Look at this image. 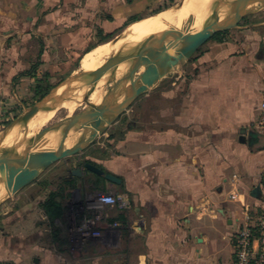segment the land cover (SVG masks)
<instances>
[{
    "label": "crops",
    "instance_id": "crops-1",
    "mask_svg": "<svg viewBox=\"0 0 264 264\" xmlns=\"http://www.w3.org/2000/svg\"><path fill=\"white\" fill-rule=\"evenodd\" d=\"M160 2L0 0V124L36 80L33 66L101 45L100 35ZM244 20L172 68L87 151L110 155L101 169L118 182H76L55 225L44 198L0 206V264H233L243 206L264 213V135L253 128L264 102V6ZM116 192V204L89 208Z\"/></svg>",
    "mask_w": 264,
    "mask_h": 264
},
{
    "label": "bare ground",
    "instance_id": "bare-ground-1",
    "mask_svg": "<svg viewBox=\"0 0 264 264\" xmlns=\"http://www.w3.org/2000/svg\"><path fill=\"white\" fill-rule=\"evenodd\" d=\"M239 1L240 0H183L182 3L179 5V8L177 9V15L172 13L173 9L175 8H171L169 10L161 12L158 15L147 18L144 21L134 22L124 28V30H122V32L116 37L95 47L87 54H85L80 61L81 67L76 71L75 75L79 74L83 70L92 67H96L95 69H93V71H95L102 65H104L106 62L117 58V56L121 55L122 53L124 54L133 50L134 48L140 46H147L152 43H166L165 49L167 50V52L171 53V55H173L175 51L181 49L187 51L189 50V46L183 42L175 46L167 44L172 38L170 36L179 33H196L200 30L205 29L207 27L206 23L209 22V20L224 21L227 18H230L234 15L235 7ZM255 6L256 4H252L249 7V10H251ZM153 35L155 36V38L161 39H155L153 38ZM147 37H151V39L144 42ZM144 60L146 61V63L143 64V66H151L149 65L151 57H146ZM139 66L141 67V65L139 64H133L132 69L137 70ZM128 67H130V64L121 65L118 69L117 77L120 78L124 76V74L128 70ZM110 77L111 75L109 71L105 70L94 78L93 81L95 83H98V85L94 92L91 91L93 94L90 95L89 98L90 104H87L85 102L83 103L84 94L90 92V90H86L83 93L76 95L72 100L68 102L63 103L64 100L61 99L56 102H53V104L56 105H52V101L47 103L46 106L48 107L44 110H41L30 121L29 125L34 121H38V127L35 132V134H37L42 127H44L51 121V119L54 117L55 113L58 110H63L67 112V115H69V117L75 111L80 109L82 110L80 113V117H78V119H75L76 127L77 129L81 130L82 133L77 132V130L70 132V134H67L66 132H64V130L59 131L57 133V131L55 130L53 132L48 133L42 140H40L35 145L33 144L36 151L32 145L30 149V154L38 166L42 165V163L45 161V157L48 152H54L57 149L58 145L65 140L64 138L66 136L69 135L65 144L69 146L65 145V147L71 148L76 144V142L86 137L87 134L93 132L94 130H100L102 125L98 121L100 107L95 106H99L103 101H106L110 98V91L112 89L109 84ZM84 87L88 86H86L85 83H81V85L79 84V86H76V88L74 89ZM69 92L70 89L62 87L60 85L56 96L63 98L65 96H68ZM71 128L73 127L71 126ZM6 135V138L0 141V147L8 150H6L8 154L6 156H3V159L5 158V162L7 163L6 165L13 167L23 162L24 158L22 154L27 150V145L22 150V136L18 132L17 128L9 130ZM26 138L28 139V137ZM5 162L3 161L4 164ZM1 164L0 166L2 167ZM31 176V173L25 175L24 177L17 176L16 174L12 176L10 172L4 171L2 169L0 172V200H3L13 195L15 188ZM1 179H7L9 181L6 180L7 184H3L1 183Z\"/></svg>",
    "mask_w": 264,
    "mask_h": 264
},
{
    "label": "water",
    "instance_id": "water-1",
    "mask_svg": "<svg viewBox=\"0 0 264 264\" xmlns=\"http://www.w3.org/2000/svg\"><path fill=\"white\" fill-rule=\"evenodd\" d=\"M256 2H264V0H240L235 7L234 15L230 18H227L224 21L209 20L205 29L192 34H176L172 36L170 41L167 43L171 46H175L183 42L189 46V50L187 51L181 49L176 51L175 55H171V53L167 52L165 49L166 43H152L147 46L134 48L133 50L118 56L117 58L109 60L100 68L91 72L85 81V85L88 87L92 85V92L96 90L98 85V83L93 82L94 78L105 70H108L111 75L109 84L111 82H115V86L110 91V98L106 101H103L99 106H95L100 107L98 114V121L102 124L100 130H94L93 132L89 133L85 139L80 140L71 148H66L65 142H63L54 152H50L46 155L45 161L40 166L37 165L35 160L29 154V150L27 148L24 153L25 160L22 163L11 167V169L7 171L10 172L12 176L16 174L17 176L21 177L31 173L32 169H34V173H31L32 176L28 178V180H25L19 186H17L13 194L31 185L43 173L48 171L51 167L58 164L59 162L70 157L77 156L81 158L109 132L110 128L120 120L124 112L130 108L138 98L150 90L149 88L152 89L155 84L160 79L165 77L172 70V68L177 66L180 61L183 63L186 59H189L190 56L206 41L212 39L220 33H225L237 28L244 18L250 13L249 7ZM146 57H151V61L149 62V65L151 66L147 68V71L143 75L137 78V70H133L132 65L139 64L142 67L143 64L146 63L144 60ZM124 64H130V67H128V70L124 76L118 78V69ZM135 78L136 80H134ZM57 91L55 93H50L43 100L33 105L29 110L24 124L30 122L33 117H35L41 110L47 108V103L51 101L56 102L61 99L66 100V97L60 98L56 96ZM89 98L90 94L85 93L83 96V101L87 104H90ZM59 126L61 125L59 124L45 129L36 137L37 140H41L48 133L59 128ZM30 143L31 141H28L27 145ZM86 167L98 175H104L105 179L109 181L118 182L114 176L105 174L103 170L93 164L87 163ZM73 174L80 176L81 171L76 169L73 171ZM260 194V188H256L252 193V196L254 198H259Z\"/></svg>",
    "mask_w": 264,
    "mask_h": 264
},
{
    "label": "rangeland",
    "instance_id": "rangeland-1",
    "mask_svg": "<svg viewBox=\"0 0 264 264\" xmlns=\"http://www.w3.org/2000/svg\"><path fill=\"white\" fill-rule=\"evenodd\" d=\"M182 1L183 0H161L160 5H158L157 7H152L150 10L146 11V13H144L143 15H140V17H141L140 21H144L147 18H150L152 16L158 15L161 12L169 10L171 8H175V9H173L172 13L177 15L178 14L177 9L179 8V5L182 3ZM255 4H256V6L250 10V13H252V12L258 10L260 7L264 6V2H256ZM51 9H52V7H49V10H51ZM140 21H136V22H140ZM244 21H246V17H245ZM129 25H127V26H129ZM121 32H119L118 34H120ZM91 33L96 34L98 32H91ZM99 34H101V32H99ZM145 35H147V34H145ZM116 36H114V37H116ZM170 37H172V36H170ZM153 38H155V36ZM167 38H169V37H167ZM150 39H151V37H149V38L147 37V39L144 42H146V41H148ZM155 39H161V38H155ZM162 39H166V38H162ZM102 40H103L102 35H100V37H98L97 41H98V43H102ZM109 40H107V41H109ZM107 41H105V42H107ZM208 41H206V42H208ZM203 45H201V46H203ZM201 50L202 49L199 48L197 51H195L190 56L189 59H186V60H194L195 56L199 55ZM83 53H84L83 50L72 51V50H69V49H65L63 51L62 55H56V56L53 55V54L51 55L48 67H41V66H36V65L33 66L35 68L34 70L36 71V73L39 74V78L44 80L43 85L45 87L48 86V85H52L53 86V89L50 91V93H52V92L55 93L59 89L60 85L62 87L70 89V92H69L68 96H65L66 100H64L63 103L72 100L76 95L81 94V93H83L86 90H90V92H89L90 95L93 94L91 92L92 91V85L90 87L74 89V88H76V86L78 87L79 84L81 85V83H85V81L87 80V78L89 76V73H91L93 71V69L96 68V67H92V68L83 70L79 74L75 75L76 71L78 69H80V67H81L80 66V61H81V58L85 55ZM175 54H176V51L173 53V55H175ZM34 58H36V52L34 53ZM180 63H181V61L178 63V65H180ZM147 67H149V66H143V67L139 66V68L136 71L137 78H139L141 75H143L147 71ZM45 68H47V69H45ZM32 70H33V68H32ZM134 80H136V78ZM36 83H37L36 80H32V81H30V83H28L26 91L19 95L20 96L19 97L20 101H19V103L16 104V107L10 112V114L8 116V120L5 123L0 124V141H2V139L4 140L6 138V136H7L6 133H8L9 130H11L13 128H17L18 132L22 136V138H21L22 139V141H21L22 142L21 143L22 150L27 145V142L31 141V143L29 145H27V148L29 150V154H30V149H31L32 145L33 144L35 145L36 143H38L40 141V140H37L36 137L40 133H42L45 129H47V128H50L52 126L60 124L61 126H59V128L56 129L57 133L59 131H62V130H64V132H66L67 134H70V132H73V131H76V130L79 133L81 132V130L77 129L76 120H75V119H78V117H80V113L82 111L81 109L75 111L70 117H69V115H67L68 114L67 112H65L63 110H58L55 113L54 117L51 119V121L47 125L42 127L41 130H39V132L37 134H35V132H36L37 127H38V121L37 122L34 121L30 125H29L30 122L24 124L25 123L24 121L27 118V115L29 113L30 108L33 105H35L37 102H40L41 100H43L46 96H48L50 94L49 93L48 95H46L41 100L35 99L34 87L36 86ZM114 86H115V82H111L110 83V87L113 88ZM83 103H84V101H83ZM51 104L52 105H56V104H53V102ZM59 105H61V104H59ZM126 114H130V118H133L134 115H135V111H131L130 112V109H128ZM71 126L73 128H71ZM88 135L89 134H87L86 137ZM68 136H66L64 138L65 140L62 141L60 144H62L63 142H66ZM26 137H28V139ZM86 137H84L83 139H85ZM101 140H102V138L98 142H101ZM78 142H76V144ZM34 145H33V148H34ZM65 145L69 146L67 144H65ZM2 150H4V151H2ZM6 150L7 149H4V148L0 147V164L2 163L1 164L2 167L0 166V172H1L2 169L4 171H7V170L11 169V166L6 165L7 163L5 162V158L3 159V156H6L8 154V152H7L8 150L7 151ZM35 151H36V149H35ZM24 153L22 154L23 158H24ZM48 153H50V152H48ZM108 158H110V155L108 156L106 154H102V153H99L97 151H95V152H90L89 151V152H86L81 158L76 156V157H70L68 159H65V160L59 162L58 164L54 165L53 167H51L45 173H43L31 185L27 186L26 188L22 189L21 191H18L15 194H13V195H11V196L3 199V200H0V206L7 205L14 198H20V199L34 198L35 200L38 201L47 192L46 190H43V186L40 185V182H45L46 180H49L50 182H54L56 184V183H58L59 180L62 179V177L68 176V174H67V169L68 168H71L73 165L80 164V162H82L84 160H91V161H93L94 164H96V165L100 166V168H102L103 164H104L103 162L105 161V159H108ZM24 160L25 159H23V161ZM3 161L5 162V164L3 163ZM3 165H5V166H3ZM31 173H34V169L31 170ZM1 183L7 184V181L4 180V179H1ZM117 195H118V192H116L114 194V196H117ZM71 228L75 231L74 233H76V229L74 227H72V226H71ZM91 229L95 230V225L88 224L86 226V230L89 231Z\"/></svg>",
    "mask_w": 264,
    "mask_h": 264
},
{
    "label": "built area",
    "instance_id": "built-area-1",
    "mask_svg": "<svg viewBox=\"0 0 264 264\" xmlns=\"http://www.w3.org/2000/svg\"><path fill=\"white\" fill-rule=\"evenodd\" d=\"M253 128L264 135V102L253 123ZM264 191V171L261 177ZM117 203L113 195H98L89 202V208L101 211L108 205ZM244 222L234 236L235 261L233 264H264V213L256 211L251 205L242 209Z\"/></svg>",
    "mask_w": 264,
    "mask_h": 264
},
{
    "label": "trees",
    "instance_id": "trees-1",
    "mask_svg": "<svg viewBox=\"0 0 264 264\" xmlns=\"http://www.w3.org/2000/svg\"><path fill=\"white\" fill-rule=\"evenodd\" d=\"M141 17L140 16H135L130 19L129 23L135 22V21H140ZM122 30H118L110 35H108L106 38H103L102 43L103 44L105 41L113 38L116 36L119 32ZM224 34V33H223ZM218 34L214 38H217L221 35ZM93 49V48H91ZM91 49L87 50L86 52L90 51ZM84 52V53H86ZM35 68L33 67V70L30 71L29 75L34 77L37 81L36 86L34 87V96L35 99L41 100L44 98L46 95L50 93V91L53 89L52 85L44 86L43 82L44 80L37 78L36 71L34 70ZM74 71V70H73ZM72 71V72H73ZM67 78V77H66ZM114 136V135H113ZM112 137V135H111ZM40 185L43 186V190H46L47 192L43 195L45 197L44 201L42 203V207L47 213L49 219L53 222V225H55V221L59 220L63 216V201L69 197V190H73L76 188L77 183L74 180H69V179H61L58 181V183L50 182L49 180H46L45 182H40ZM55 234L58 236V230H54Z\"/></svg>",
    "mask_w": 264,
    "mask_h": 264
},
{
    "label": "flooded vegetation",
    "instance_id": "flooded-vegetation-1",
    "mask_svg": "<svg viewBox=\"0 0 264 264\" xmlns=\"http://www.w3.org/2000/svg\"><path fill=\"white\" fill-rule=\"evenodd\" d=\"M90 163L93 164L95 166H97L96 164H94L92 161L90 160H84L82 162H80V164L77 165H73L71 168L67 169V174L68 176H66L65 178L69 179V180H74L79 184H84V185H92V186H96L98 184V182L105 180V176L104 175H98L94 172H92L91 170H89L86 167V164ZM98 167V166H97ZM79 169L81 171V175H74L73 171ZM101 169V168H100ZM102 170V169H101ZM64 179V177H62Z\"/></svg>",
    "mask_w": 264,
    "mask_h": 264
}]
</instances>
